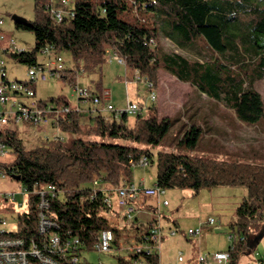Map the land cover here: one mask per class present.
I'll return each instance as SVG.
<instances>
[{"label":"trees","instance_id":"16d2710c","mask_svg":"<svg viewBox=\"0 0 264 264\" xmlns=\"http://www.w3.org/2000/svg\"><path fill=\"white\" fill-rule=\"evenodd\" d=\"M67 9L72 14L56 22L50 13V0H34L32 20L16 17L14 23L33 32L35 47L7 55L29 66L37 63L36 54L46 45L59 54L67 52L70 65L59 72V77L74 83L79 70H100L113 51L126 68H137L153 86L157 70L163 68L201 94L222 102L240 121L264 123V101L254 87L264 76V0H71ZM161 37L195 57L165 51L158 44ZM198 39L203 40L201 49ZM203 50L210 53L206 59ZM92 92L101 93L98 81ZM46 99L69 107L58 117V125L73 138L66 142L38 135L27 146L10 125L0 129L1 140L15 153L14 159L4 161L1 167L7 177L28 191L24 203L12 209L15 222L7 235L23 239L24 247L38 237L35 191L55 184L57 191L49 199L47 214L62 235L78 237L82 242L74 253L56 254L58 264H92L81 260L80 253L92 249L97 233L111 228L114 246H118L120 235L108 216L106 191L93 179L113 187L130 181L133 167L145 156L148 163L155 162V184L164 189L198 192L203 187L244 186L246 193L235 207V219L230 224L233 232L226 248L227 264H241L242 256L256 249L264 232V163L192 153L204 131L198 123L190 125L177 141L190 153L153 152L144 145L159 144L172 124L168 116L159 118L154 103L145 113L140 108L130 119L126 112L116 114L97 107V111L88 107L86 115L65 95ZM152 225L150 220L139 226L141 235H135L136 241L142 242ZM74 254L77 262L71 261ZM110 264H159V255L134 251Z\"/></svg>","mask_w":264,"mask_h":264},{"label":"rangeland","instance_id":"374dc122","mask_svg":"<svg viewBox=\"0 0 264 264\" xmlns=\"http://www.w3.org/2000/svg\"><path fill=\"white\" fill-rule=\"evenodd\" d=\"M52 1L59 3V0ZM33 15L34 0H0V32L6 35L7 44L9 40H13L17 49L24 51L34 49L33 32L17 28L14 23L16 17L28 21L32 20ZM199 42L201 49L203 40H199ZM158 44L165 51H176L189 58L195 57L184 48L173 45L166 38H159ZM201 53L205 56L203 59H206V56L210 54L207 50H203ZM61 56L65 66H69L70 54L62 52ZM196 56L200 57L199 54ZM36 57L38 62H43L45 59L41 53L36 54ZM1 58L5 64V75L9 79L24 80L27 78V64L15 61L4 53L1 54ZM119 59L112 52H109L107 61L100 70H79L74 83H69L59 76L50 77L45 82L38 80L35 83L36 95L41 99L65 95L69 102L75 105L77 99L74 86L80 85L93 90L98 81L101 89L109 90V102L115 109H125L128 101H132L137 103L139 107L141 105V111L145 113L147 107L154 103L157 106L159 118L168 116L171 119L170 129L159 144L144 145L153 152L162 149L190 153L186 148L177 145V141L190 125L198 123L204 128V131L192 153L217 159L264 163V123L246 124L240 121L234 112L222 102L201 94L189 83L179 81L163 68H159L156 72L155 86L151 89L155 92L156 98L152 100L148 82L144 81L143 78H135L133 70L126 68ZM254 87L264 101V76L255 82ZM88 106L94 108L90 99L80 104V110L86 111ZM134 115L128 114L130 119ZM5 125H10L16 129L27 146L34 143L36 136L40 135L39 132H42L43 129H46L49 136L56 133L64 135L66 142L73 138V135L70 137L61 131L59 125L41 127L32 125L30 122H9ZM30 129H33L37 134L32 136ZM14 157L15 153L8 149L3 160L8 162ZM155 172V162L147 165H136L133 167L132 179L138 182L143 178L146 186H152L155 183ZM100 183L105 182L100 181ZM0 187L15 191L17 201H21L22 195L19 193L17 181L6 176L1 179ZM104 187L114 188L107 182ZM164 190L165 193L158 198L157 195L147 196L151 203L148 205L149 209L147 208L151 213L149 216L141 218L135 214L131 219L122 218V222L110 217L112 224L119 228L118 246L113 245L109 251L82 250L80 259L87 260L92 264H110L115 263L120 255L126 256L128 253H133V246L138 243L136 237L141 235L138 232L139 226L154 218V214H158L159 211L162 234L158 252L161 264L174 261L175 255L180 251L183 255H188L191 252L193 256L201 254L206 257L208 262L214 264L212 254L216 251L226 250L231 242L230 235L233 229L230 224L235 219V207L246 193L245 187L219 185L212 188L203 187L198 192L188 188L176 187ZM163 199H166L168 204H162ZM0 204L7 208L2 210L8 220L7 228L13 229L15 217L12 209L15 202L6 200L5 197L1 196ZM209 218H213L214 223H207ZM196 227H201L198 235L191 236L186 233L188 228ZM171 230H175V233L171 234ZM253 252H256L257 256L264 255V232L260 235L256 250ZM249 259L245 255L242 256L241 264H246Z\"/></svg>","mask_w":264,"mask_h":264},{"label":"built area","instance_id":"2783aa9c","mask_svg":"<svg viewBox=\"0 0 264 264\" xmlns=\"http://www.w3.org/2000/svg\"><path fill=\"white\" fill-rule=\"evenodd\" d=\"M71 0H59V3L50 0V13L56 22H60L64 15H71L68 9V5ZM6 35L0 32V129L4 127L6 123H25L30 122L32 125L48 127H55L58 125V117L62 114H66L69 111V107L63 103H56L55 101L40 99L36 95V90L32 86L36 81H47L50 77L59 76V72L65 68L64 59L61 54L57 53L55 49L46 45L41 48L40 52L44 57L43 62L29 65L27 68V78L24 80L9 79L5 75V64L1 58V54H8L9 52L20 51L15 47L14 41L9 40L6 43ZM115 54V53H114ZM116 55V54H115ZM117 56V55H116ZM119 61H122L120 58ZM135 78H143L148 82V87L151 90L153 85L146 78L141 77L137 68L132 69ZM76 99L84 98V101L91 100V104L94 106V110L115 112L120 114L126 112L127 114H135L140 107L137 103L128 101L125 109L117 110L109 102L110 92L107 89H102L100 94H95L88 87H81L80 85L74 86ZM150 98L154 100L156 98L155 92L151 90ZM32 136L37 133L30 129ZM43 132V133H42ZM40 135L64 140L65 136L58 133L53 136H49L46 129H43ZM1 136V134H0ZM37 137V136H36ZM9 147L0 138V181L6 177L7 174L1 167L4 162L3 156L6 154ZM148 160L145 156H142L136 165H147ZM95 184L100 181L97 178L93 179ZM19 193L22 195L21 201L18 202L15 191L2 189L0 187V198L5 197L6 200H12L15 202L14 209L19 208L25 199L27 198L28 191L18 185ZM106 191V204L110 211L119 208L122 209L123 219H131L135 214V206L133 202L140 200L143 197L157 195H163L165 193L164 188L157 186L155 183L152 186H144L142 183L135 181H124L113 189L110 187H102ZM57 191L55 184L48 183L45 186L38 187L35 191L38 196L37 213H36V227L38 231L37 238H31L27 247H24V241L21 238L12 237L7 235V232L12 230L8 229V220L6 215L2 212L3 209H7L5 205L0 204V264H31L29 256L34 259L36 264H58L56 254H65L68 250L75 252L79 246L82 245L81 240L78 237L62 235L58 230V226L55 221L49 218L47 211L49 206V199ZM115 193L116 200L113 201L112 194ZM162 204H168L166 199L162 200ZM9 210V209H8ZM154 214L153 225L149 230L148 235L144 236L142 242L137 241L133 248L135 252L144 250L146 253L158 252L160 250L161 240V224H160V212ZM207 223H214L213 218H209ZM201 231V227L188 228V235H198ZM171 234L175 233V230H171ZM115 234L111 228H105L100 230L96 238L92 243V249L98 251H109L114 245L113 241ZM159 255V252H158ZM78 256L75 254L71 256L72 262H77ZM185 257L182 251L175 255L174 261H169L166 264H183ZM212 261L214 264H227L229 261V253L226 250L216 251L212 254ZM103 264V263H100ZM160 264V261H159ZM195 264H211L203 255H197ZM246 264H264V255H254V257Z\"/></svg>","mask_w":264,"mask_h":264},{"label":"crops","instance_id":"0c3cea01","mask_svg":"<svg viewBox=\"0 0 264 264\" xmlns=\"http://www.w3.org/2000/svg\"><path fill=\"white\" fill-rule=\"evenodd\" d=\"M110 52H112L113 53V51H110ZM114 54V53H113ZM115 55V54H114ZM180 81V80H179ZM181 82H184V81H181ZM186 83H188V82H186ZM190 85V84H189ZM102 90V89H101ZM39 98V97H38ZM41 99V98H40ZM81 103H83V102H77L76 101V106H79L80 107V104ZM89 107V106H88ZM140 108H141V105H140ZM84 111V110H83ZM85 112V111H84ZM86 113V115H89V114H87L88 112L86 111L85 112ZM159 114V113H158ZM236 116V115H235ZM163 117V116H162ZM132 181H133V179H131ZM137 183H142L144 186H146L145 185V183H144V179L142 178V179H140ZM106 183H102V185H101V187H104V185H105ZM147 187H149L148 185H147ZM112 196V199H113V201H115L116 200V196H115V193L114 194H112L111 195ZM150 202L148 201V199H147V197H143V198H141L140 200H135L134 202H133V204H134V206H135V214H137V215H139V216H141V218L142 217H145V216H149L151 213L149 212V207H148V205H150L149 204ZM157 203V202H156ZM148 208V209H147ZM121 213H122V209H119V208H114L113 209V212H109L108 213V216L109 217H114L116 220L118 219V221L119 222H122V215H121ZM134 214V215H135ZM133 215V216H134ZM150 220H152V219H150ZM149 220V221H150ZM148 222V221H147ZM146 222V223H147ZM256 250V249H255ZM255 250H253V251H255ZM251 252L250 254H248V255H246L247 257H249L250 259L247 261V262H249L253 257H254V255H255V253L256 252ZM184 257H185V260H184V263L183 264H195V262H196V258H197V256H193V254H192V252L191 253H188V255H184ZM160 261V260H159ZM161 264V263H160Z\"/></svg>","mask_w":264,"mask_h":264},{"label":"water","instance_id":"95a60500","mask_svg":"<svg viewBox=\"0 0 264 264\" xmlns=\"http://www.w3.org/2000/svg\"><path fill=\"white\" fill-rule=\"evenodd\" d=\"M14 179H18V177H13Z\"/></svg>","mask_w":264,"mask_h":264}]
</instances>
